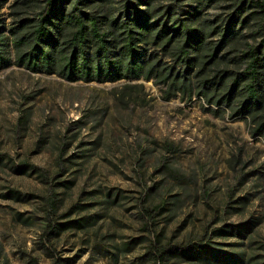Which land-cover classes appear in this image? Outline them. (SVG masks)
I'll return each mask as SVG.
<instances>
[{
    "label": "rangeland",
    "instance_id": "1",
    "mask_svg": "<svg viewBox=\"0 0 264 264\" xmlns=\"http://www.w3.org/2000/svg\"><path fill=\"white\" fill-rule=\"evenodd\" d=\"M44 1L0 0V34L12 61L0 70V264H234L175 251L194 247L217 256L243 252L241 264L250 256L264 264V135H252L258 118L231 117L233 106L210 103L212 93L199 85L216 72L227 79L240 71L243 63L230 59L246 43L260 44L254 8L245 5L239 16L244 37L218 53L224 58L203 57L182 88L159 76L68 82L17 66L11 43L28 33ZM150 1L175 3L180 17L198 5ZM233 1L198 7L196 21L224 26ZM124 2L91 0L85 9L119 17ZM163 45H148L154 61L180 69ZM163 202L145 227L143 209ZM51 207L52 221L67 223L56 237L45 234ZM219 227L234 232L216 237ZM156 234L170 248L167 259L147 254Z\"/></svg>",
    "mask_w": 264,
    "mask_h": 264
},
{
    "label": "trees",
    "instance_id": "2",
    "mask_svg": "<svg viewBox=\"0 0 264 264\" xmlns=\"http://www.w3.org/2000/svg\"><path fill=\"white\" fill-rule=\"evenodd\" d=\"M138 1L133 4L131 0H126L123 4L124 15L117 17L89 12L85 7L91 0H45L37 17L28 25V33L17 35L11 43L15 50L14 64L33 73L56 74L68 82L112 83L138 78L149 80L159 76L163 81L171 79L170 84H179L185 88V81L195 66L205 63L202 61L203 57H209L210 60L224 58L225 54L218 56V53L233 39L244 37L242 29L236 28V25L245 5L254 8L259 16L257 30L264 32V0H234L233 12L224 26H210L212 21L206 19L203 20L204 25L196 21L200 14L198 7L209 6L217 0H195L198 5L191 7V12L186 13L188 17L179 16L175 3L153 6L150 0ZM143 3L147 7L138 8L137 5ZM244 22L242 20L240 24L244 25ZM214 34L220 36L217 42L206 38ZM160 42H164V48L171 47V54L181 65L180 69L173 71L171 67H160L159 61H154L155 55L149 51L148 45H158ZM9 44L8 39L0 34V70L11 65ZM245 46L241 54L230 59L243 63L240 71L231 73L227 79L224 73L216 72L211 78L200 80L199 85L201 93H212L208 99L210 103L231 108L233 106L231 117L258 118L252 135L262 136L264 38L260 44L246 43ZM219 111L216 108L213 113L220 116ZM63 149L64 146H61V153ZM164 204L143 209L146 214H143L146 218L145 227H149L154 215L166 208ZM53 212L51 207L45 228L48 237H56L59 230L67 224L53 222L50 217ZM243 230L237 228L235 232L241 234ZM232 232L231 227H219L213 231L216 237L229 236ZM169 250L160 235L156 234L149 241L147 254L153 255L157 260H164L167 259ZM200 250L194 247L189 253L175 251L189 260L218 257L225 263L234 260V264H241L244 258L243 252L227 250L217 256ZM253 257L247 258L249 264H263L259 260H253Z\"/></svg>",
    "mask_w": 264,
    "mask_h": 264
}]
</instances>
